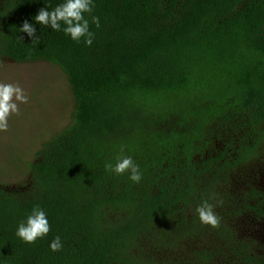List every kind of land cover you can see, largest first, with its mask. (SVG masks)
<instances>
[{"label": "trees", "instance_id": "obj_1", "mask_svg": "<svg viewBox=\"0 0 264 264\" xmlns=\"http://www.w3.org/2000/svg\"><path fill=\"white\" fill-rule=\"evenodd\" d=\"M61 2L0 0V62L48 64L69 91L67 123L0 180V264H264V0H93L91 46L18 31ZM119 155L139 183L106 169ZM36 206L50 232L26 244Z\"/></svg>", "mask_w": 264, "mask_h": 264}, {"label": "clouds", "instance_id": "obj_2", "mask_svg": "<svg viewBox=\"0 0 264 264\" xmlns=\"http://www.w3.org/2000/svg\"><path fill=\"white\" fill-rule=\"evenodd\" d=\"M94 7L93 0H62L51 10L44 6L39 9L32 18L33 23L22 22L19 32L29 37L33 44L40 43V36L36 35L35 25L44 26L55 32H63L70 40L80 43L83 40L85 46H91L94 33L89 30V19L99 28V19L92 16ZM21 41L20 39H18ZM29 96L23 87L18 83L0 82V133L9 129V118L11 115L19 113V105L27 104ZM106 169L115 175L128 174V178L133 183L142 180L140 166L131 156L119 155L115 163L106 165ZM194 215L201 225L215 229L219 226L220 219L215 213L214 206L207 201H202L194 208ZM50 232V224L45 211L39 206L33 207L31 213L24 221H21L16 228V237L23 243L33 244L38 239L45 238ZM62 241L59 236L52 239L49 248L53 252L62 250Z\"/></svg>", "mask_w": 264, "mask_h": 264}, {"label": "rangeland", "instance_id": "obj_3", "mask_svg": "<svg viewBox=\"0 0 264 264\" xmlns=\"http://www.w3.org/2000/svg\"><path fill=\"white\" fill-rule=\"evenodd\" d=\"M56 72L44 63L0 62V82L18 83L29 96L27 104L19 105V113L10 116L8 131L0 133V180L3 183L21 181L25 171L23 164L25 169L41 143L50 137L47 127L57 131L67 123L62 117L65 112L55 115L57 111H54L56 102L57 107L62 105L69 92Z\"/></svg>", "mask_w": 264, "mask_h": 264}, {"label": "flooded vegetation", "instance_id": "obj_4", "mask_svg": "<svg viewBox=\"0 0 264 264\" xmlns=\"http://www.w3.org/2000/svg\"><path fill=\"white\" fill-rule=\"evenodd\" d=\"M263 191H264V189H263ZM262 194V193H261ZM264 234V233H263Z\"/></svg>", "mask_w": 264, "mask_h": 264}]
</instances>
